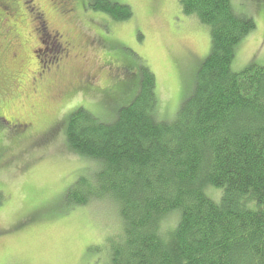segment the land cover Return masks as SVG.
Masks as SVG:
<instances>
[{"label": "trees", "instance_id": "1", "mask_svg": "<svg viewBox=\"0 0 264 264\" xmlns=\"http://www.w3.org/2000/svg\"><path fill=\"white\" fill-rule=\"evenodd\" d=\"M179 3L183 15L211 31L210 54L196 71L192 93L175 120L161 121L154 76L147 69L135 74L126 61L133 73L107 95L115 104L111 121L79 108L58 122L70 152L99 168L95 183L81 178L66 201L117 207L122 236L111 264H264V67L232 69L239 44L256 24L237 14L231 0ZM87 7L113 21L133 16L130 7L110 0H66L60 16ZM58 54L52 60L60 61L63 78L67 61ZM82 84L75 91L94 92L88 79ZM0 109V121L17 123H5L7 134L23 140L31 122L9 117L6 104ZM4 154L0 144V168ZM172 215L177 222L166 226Z\"/></svg>", "mask_w": 264, "mask_h": 264}, {"label": "rangeland", "instance_id": "2", "mask_svg": "<svg viewBox=\"0 0 264 264\" xmlns=\"http://www.w3.org/2000/svg\"><path fill=\"white\" fill-rule=\"evenodd\" d=\"M19 1L9 27L29 41L13 33L4 35L0 107L8 105L9 117L28 119L31 126L20 140L7 134L5 122L0 121V144L5 150L0 168V264H111L113 246L122 236L119 210L111 201L95 199L86 206L67 204L68 190L81 178L95 183L99 168L96 162L70 152L65 127L58 122L79 108L111 121L115 104L107 95L133 73L124 67L128 60L134 63L135 74L147 69L154 76L157 118L175 120L192 93L197 69L210 54V28L196 17L183 15L180 0H110L130 7L133 16L122 21L90 7L60 16L67 10L63 9L66 0ZM231 4L237 14L251 17L256 24L236 50L233 71L240 73L252 64L264 67L261 1L231 0ZM52 7L59 15L48 14L51 31H64L76 51L68 52L62 80L50 88L44 85L37 94L29 91L27 83L36 70L33 51L42 52L46 69L55 65L52 58L60 49L50 29L37 46L34 15L29 11ZM87 79L94 92L75 91ZM3 115L0 109L1 120ZM177 220L172 215L165 225L174 226Z\"/></svg>", "mask_w": 264, "mask_h": 264}, {"label": "flooded vegetation", "instance_id": "3", "mask_svg": "<svg viewBox=\"0 0 264 264\" xmlns=\"http://www.w3.org/2000/svg\"><path fill=\"white\" fill-rule=\"evenodd\" d=\"M31 2L34 3V0H31ZM18 3V5L20 4L19 0H0V9L2 12V16L3 19L0 21V49L1 47L3 48V38L4 35L7 34H12L16 35L17 37H20L21 39H23V42L25 41H29L28 38L25 36H23L18 30L12 29L9 26H13L11 21L10 23H8V18H10L11 16L15 15V12H18L19 8H15V6H17L16 4ZM23 4H27V3H23ZM14 5V8H13ZM35 8L37 9V6L34 5ZM34 8V9H35ZM31 9V11H29L30 13H32L34 15L33 21H35V27L33 28V32L35 34V37L37 38V46H39L40 44H43L42 41V37L45 35L46 32H49L50 27V23H48V14H54L55 16L58 15V10L52 7V10H39L37 11L36 9ZM12 12V14H11ZM20 13V12H19ZM11 15V16H10ZM5 16H8L7 18H5ZM53 32L54 35L51 36V39L54 40V42H56L57 44H59L58 49H60V56L62 55V50L65 51V61H69L70 55H68L69 50L71 49L72 51L74 50V52L76 51V47L74 46V41H72V39L68 38L67 35L64 33V31H51ZM26 37V38H25ZM67 53V55H66ZM72 53V52H71ZM42 54V52H37V51H33V55L35 56L36 60V70L34 72H31V75L28 77V87H29V91L30 92H37V94L39 93L38 89H41L44 85L45 86H49L52 87L55 84L59 83L62 80V73L61 71V65L59 64L60 61H58L59 63L57 65L51 66L49 67H44V63L40 60V55ZM61 60V59H58ZM64 61V59H63ZM36 95V94H35ZM14 121V120H13ZM6 124H9L13 126V128H15L17 126V123L15 122H8L5 120Z\"/></svg>", "mask_w": 264, "mask_h": 264}]
</instances>
